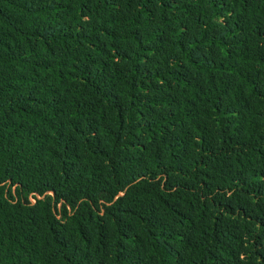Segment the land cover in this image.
Here are the masks:
<instances>
[{
	"label": "trees",
	"instance_id": "trees-1",
	"mask_svg": "<svg viewBox=\"0 0 264 264\" xmlns=\"http://www.w3.org/2000/svg\"><path fill=\"white\" fill-rule=\"evenodd\" d=\"M0 264H264V0H0Z\"/></svg>",
	"mask_w": 264,
	"mask_h": 264
}]
</instances>
